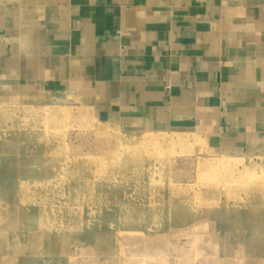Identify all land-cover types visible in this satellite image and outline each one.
Returning <instances> with one entry per match:
<instances>
[{
	"label": "rangeland",
	"instance_id": "rangeland-1",
	"mask_svg": "<svg viewBox=\"0 0 264 264\" xmlns=\"http://www.w3.org/2000/svg\"><path fill=\"white\" fill-rule=\"evenodd\" d=\"M4 82L0 264H264L260 107L162 126L79 86Z\"/></svg>",
	"mask_w": 264,
	"mask_h": 264
},
{
	"label": "crops",
	"instance_id": "crops-1",
	"mask_svg": "<svg viewBox=\"0 0 264 264\" xmlns=\"http://www.w3.org/2000/svg\"><path fill=\"white\" fill-rule=\"evenodd\" d=\"M1 79L79 86L160 119L253 118L264 110V2L0 0Z\"/></svg>",
	"mask_w": 264,
	"mask_h": 264
},
{
	"label": "bare ground",
	"instance_id": "bare-ground-1",
	"mask_svg": "<svg viewBox=\"0 0 264 264\" xmlns=\"http://www.w3.org/2000/svg\"><path fill=\"white\" fill-rule=\"evenodd\" d=\"M51 117H52V116H51ZM1 181H3V180H1ZM1 181H0V182H1ZM1 186H2V185H1ZM30 212H31V211H30ZM262 213H263V212H262ZM30 215H31V214H30ZM26 216H27V215H26Z\"/></svg>",
	"mask_w": 264,
	"mask_h": 264
}]
</instances>
